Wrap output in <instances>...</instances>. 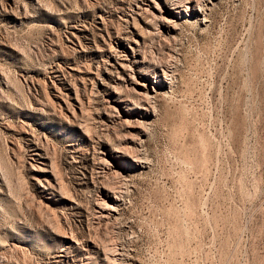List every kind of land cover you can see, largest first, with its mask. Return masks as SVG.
<instances>
[{
  "label": "rangeland",
  "instance_id": "1",
  "mask_svg": "<svg viewBox=\"0 0 264 264\" xmlns=\"http://www.w3.org/2000/svg\"><path fill=\"white\" fill-rule=\"evenodd\" d=\"M180 1L0 0V264H264V0Z\"/></svg>",
  "mask_w": 264,
  "mask_h": 264
},
{
  "label": "bare ground",
  "instance_id": "2",
  "mask_svg": "<svg viewBox=\"0 0 264 264\" xmlns=\"http://www.w3.org/2000/svg\"><path fill=\"white\" fill-rule=\"evenodd\" d=\"M185 1V0H184ZM199 1V0H198ZM181 1L179 0V3H180ZM191 2V1H190ZM208 2H209V0H208ZM214 2V1H213ZM182 4H184L183 2H181ZM207 3V2H206ZM206 3H202V2H194V3H188V4H185V6L183 7H181V6H179V5H168V6H165L164 7V9H162V8H160V6H159V8H158V10L159 11H162V12H164L166 15H163L162 16V14H161V19L160 20H162L163 22H164V24H163V22H162V26L164 27V31L166 32V33H170V32H173L176 28H177V26H178V21L179 20H183L185 17H186V15L188 16V17H190V18H195L196 19V21L198 22L197 24H199V23H202V24H204V21H205V18H206V16H205V14H204V12H205V8H206ZM156 5V7H158L157 6V4H155ZM166 5V4H165ZM208 6V5H207ZM141 7V6H140ZM209 9V8H208ZM141 10V9H140ZM154 12V11H153ZM153 12H151V13H153ZM150 13V14H151ZM207 13V12H206ZM153 14H151V16H152ZM158 15V14H157ZM154 17V16H153ZM159 17V16H158ZM156 19V18H155ZM207 19V18H206ZM159 20V21H160ZM160 22V23H161ZM180 23V22H179ZM196 23V22H195ZM147 24H149V23H147ZM205 25V24H204ZM178 28H179V26H178ZM151 32V31H150ZM157 32V31H156ZM139 34V33H138ZM157 35V34H156ZM172 35V34H171ZM159 36V35H158ZM119 37V36H118ZM117 37V38H118ZM126 37V36H125ZM124 37V38H125ZM128 37V36H127ZM126 40H128V38L126 39ZM116 41V40H115ZM114 41V42H115ZM132 42V41H131ZM134 42V41H133ZM138 41H136L135 43H137ZM116 43V42H115ZM128 43V42H127ZM130 44V43H129ZM138 44V43H137ZM119 46V48H123V52L125 53V57H123L122 58V56L123 55H119L118 53H117V51H115L116 53L115 54H112L111 55V58H110V60H108L109 62V65L112 67V68H114V70H116L117 72H118V70L119 69H121V70H124L126 67H130L129 65H128V63L129 62H131L132 64H137L138 62H140L139 61V59L137 58V54L135 55V50L133 49V47L131 48L132 49V57L130 58L129 56V54H127V53H129L126 49H125V45H118ZM132 46V45H131ZM130 46V47H131ZM143 46V45H142ZM141 46V47H142ZM112 47H114V46H112ZM111 47V48H112ZM115 47H117V46H115ZM128 47H129V45H128ZM129 47V48H130ZM130 49V50H131ZM141 49V48H140ZM113 50V49H112ZM115 50V49H114ZM113 50V51H114ZM139 50V49H138ZM111 51V50H110ZM109 51V52H110ZM112 51V52H113ZM140 51V50H139ZM121 52V51H120ZM141 52V51H140ZM123 53V54H124ZM139 53V52H138ZM111 54V53H110ZM139 55H141V53L139 54ZM141 56H144V53H143V55H141ZM147 58V57H146ZM173 59V58H172ZM141 60V59H140ZM144 60V59H143ZM142 60V61H143ZM141 61V62H142ZM177 62V61H176ZM105 64V63H104ZM143 64V63H142ZM171 64V63H170ZM174 65V64H173ZM176 68V67H175ZM129 68H127V70H128ZM130 69H131V67H130ZM106 71V70H105ZM109 71V70H108ZM110 72H112L111 70H110ZM141 72V71H140ZM173 72V71H172ZM112 73H114V72H112ZM143 73V72H142ZM168 74V73H167ZM167 74L166 73H164V75L163 76H158V77H154L153 76V84H156V87H157V85L159 86V85H169L171 82H170V78L167 76ZM120 75V74H119ZM158 75V74H157ZM156 75V76H157ZM170 75V74H169ZM175 76V75H174ZM118 77V76H117ZM116 77V78H117ZM121 77V76H120ZM122 78V77H121ZM175 78V77H174ZM120 80H122V79H120ZM143 85V89H141V90H138V93H137V97H139L138 98V101H137V98L135 99L137 102H138V104H136L135 105V102H134V106H132V107H134V108H136V110L135 111H132V110H127V108L125 109V108H123V106H122V108L120 109L121 110V114L123 115H134V117H138L139 119H141V120H136V125L135 126H132V127H134V128H136V129H138V131H139V134H145V130L143 129V128H146L145 126H148V125H146V123L143 121V120H145V119H147V117L148 116H150L151 114H153V108H155V107H153L154 105V103H153V99H154V97H155V92H156V87L154 88V87H149V86H147V84H146V81L142 84ZM173 85V84H172ZM158 88V87H157ZM173 88V87H172ZM137 91V90H136ZM159 92V91H158ZM116 93V92H115ZM119 93V92H118ZM118 95V94H117ZM126 96V95H125ZM119 97V96H118ZM129 97V96H128ZM126 98V97H125ZM135 98V97H134ZM122 99V98H121ZM127 99V98H126ZM125 99V100H126ZM130 99V98H129ZM128 100V99H127ZM134 100V101H135ZM153 100V101H152ZM123 100H118V102H122ZM130 102H133V99H132V101H130ZM133 104V103H132ZM84 105V104H83ZM128 108H129V106H128ZM137 108H139V110H137ZM117 109V108H116ZM131 109V108H130ZM156 110V109H155ZM118 111V110H117ZM72 112V111H71ZM157 112V111H156ZM126 113V114H125ZM73 114V113H72ZM119 114V113H118ZM122 119V118H121ZM125 119V118H124ZM123 119V120H124ZM134 120V119H133ZM122 121V120H121ZM130 123H131V121H129ZM129 122L127 123V124H129ZM135 122V121H134ZM122 123H123V121H122ZM148 123V122H147ZM123 125H124V123H123ZM127 126V125H126ZM149 127V126H148ZM151 134V133H150ZM137 135V134H136ZM125 136V135H124ZM139 141H141V140H139ZM120 148V147H119ZM133 149V148H132ZM36 150V149H35ZM120 150V149H119ZM124 150V149H123ZM134 150V149H133ZM126 151V150H125ZM125 151H124V153H125ZM130 151V150H129ZM132 151V150H131ZM123 152V151H122ZM120 153H121V151H120ZM127 153V152H126ZM132 153V152H131ZM130 153V154H131ZM42 155V154H41ZM120 155V154H119ZM125 154H122V156H120V157H122V158H125L126 156H124ZM42 157V156H41ZM114 157V156H113ZM145 157V156H144ZM107 161V160H106ZM131 163L129 164V166H135V167H143V161L140 159V158H137L136 157V159H131ZM125 171V170H124ZM130 172V171H129ZM2 176H3V174H2ZM55 176V175H54ZM122 176V175H121ZM123 177V176H122ZM125 178V177H124ZM54 179H56V178H54ZM47 181L49 182V180L47 179ZM47 182V183H48ZM49 183H51V184H53L52 182H49ZM54 183H57V181L55 180L54 181ZM54 185V184H53ZM52 185V186H53ZM55 186V185H54ZM121 189V188H120ZM113 191V190H112ZM107 193V192H106ZM105 193V194H106ZM107 197H108V199H109V201H107V203L106 204H101V201H100V203L99 204H101V206H99V204H98V206H99V208H100V210L98 211V214H99V216L100 217H106V218H108V219H110L111 221L112 220H116V218H117V215H118V207H119V205H120V199L117 197V196H113V194L111 195V194H107ZM103 201V200H102ZM122 201V200H121ZM106 202V201H105ZM104 203V202H103ZM122 204V203H121ZM120 208V207H119ZM104 220V219H103ZM118 220V219H117ZM112 222H114V221H112ZM118 223V222H117ZM111 224V223H110ZM109 224V225H110ZM106 225V224H105ZM65 237V243H67L68 244V246H71L72 245V243H73V239H71L70 237H68V236H64ZM87 241V240H86ZM75 242H77V241H75ZM74 244V243H73ZM77 244V243H76ZM93 244H95V243H93ZM92 246V249H93V251L94 250H96L97 252H100V247L98 246V245H91ZM104 246H106V245H104ZM101 248H104V247H101ZM106 248V247H105ZM85 249V248H84ZM107 249V248H106ZM109 250V249H108ZM110 250H112V249H110ZM91 251V250H90ZM118 251V250H117ZM103 252V257H104V259L105 258H108V256H107V254L105 253V251H102ZM114 252V251H113ZM119 252V251H118ZM95 253V252H94ZM97 254V253H96ZM118 254H120V253H118ZM59 255V254H58ZM65 255V254H64ZM121 256L119 257V258H117L116 260H119V262L117 263V264H130V258L128 257V256H125L124 254H120ZM63 256V255H62ZM66 257V256H65ZM101 257V256H100ZM58 259V258H57ZM107 261V260H106ZM108 261H109V259H108ZM60 262V261H59ZM62 262V261H61ZM109 263V262H108Z\"/></svg>",
  "mask_w": 264,
  "mask_h": 264
}]
</instances>
